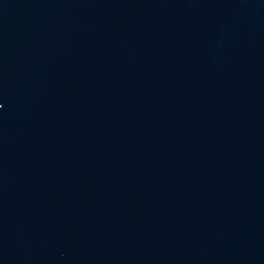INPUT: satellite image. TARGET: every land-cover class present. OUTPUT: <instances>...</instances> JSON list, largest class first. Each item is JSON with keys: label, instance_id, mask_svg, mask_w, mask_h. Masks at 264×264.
I'll return each mask as SVG.
<instances>
[{"label": "water", "instance_id": "95a60500", "mask_svg": "<svg viewBox=\"0 0 264 264\" xmlns=\"http://www.w3.org/2000/svg\"><path fill=\"white\" fill-rule=\"evenodd\" d=\"M0 264H264V0H0Z\"/></svg>", "mask_w": 264, "mask_h": 264}]
</instances>
